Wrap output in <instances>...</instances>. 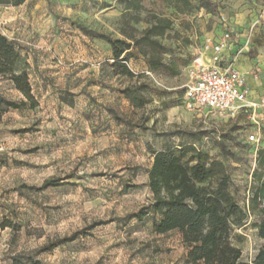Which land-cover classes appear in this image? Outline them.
Wrapping results in <instances>:
<instances>
[{
  "label": "rangeland",
  "instance_id": "374dc122",
  "mask_svg": "<svg viewBox=\"0 0 264 264\" xmlns=\"http://www.w3.org/2000/svg\"><path fill=\"white\" fill-rule=\"evenodd\" d=\"M123 1L28 0L21 7L0 6V32L27 58L38 104L9 110L0 123V264H11L14 255L42 264H187L177 232L156 235L152 212L143 221L135 218L151 203L152 151L165 146L192 143L222 161L235 200L248 210L251 174L264 141L247 142L253 129L244 115L188 111L182 93L218 33L246 29L256 20L264 31V0H210L207 9L201 0H190L194 9L179 15L161 0ZM159 15L172 21L162 39L168 50L164 62L175 60L178 73L152 72L140 55L132 58L127 66L149 87L139 92L147 103L137 109L120 94L135 82L112 74L110 47L95 35L139 37ZM0 94L24 100L6 81H0ZM189 133L202 136L192 141ZM49 179L59 186L34 189ZM258 220L250 215L237 230L244 261L262 245L252 227ZM79 231L88 234L43 250Z\"/></svg>",
  "mask_w": 264,
  "mask_h": 264
},
{
  "label": "trees",
  "instance_id": "16d2710c",
  "mask_svg": "<svg viewBox=\"0 0 264 264\" xmlns=\"http://www.w3.org/2000/svg\"><path fill=\"white\" fill-rule=\"evenodd\" d=\"M25 0H0V6H20ZM123 3V0H117ZM173 9L175 15L194 9L190 0H161ZM202 7H211L210 0H201ZM130 8V7H128ZM172 28V21L163 15L154 16L139 37L123 33V39L96 34L95 38L107 43L113 62L112 74L134 81L133 87L120 90L134 108H142L147 100L139 92L148 87L140 82L141 75L132 72L127 63L140 55L152 72L164 70L168 75L178 73L175 60L164 62L167 48L162 39ZM185 64V63H184ZM30 66L20 48L0 32V81L10 83L13 90L23 96L19 102L0 94V123L9 110H22L38 106L29 81ZM201 133H189L192 141H199ZM153 162L148 171L147 186L151 194L148 207L135 215L143 221L150 212L156 217L153 230L156 235L177 232L186 249L187 264H264V149L257 152L256 168L249 187L248 210L243 209L232 193V179L225 164L199 151L194 144H179L152 151ZM59 186L58 180L43 182L37 191ZM128 190L125 186L123 192ZM250 215L258 218L252 227L262 245L251 261H244L238 244L243 237L237 233L247 225ZM99 225L94 224L89 229ZM88 229V230H89ZM86 231L74 232L44 247L49 251L59 245L75 241ZM11 264H42L25 255L10 257Z\"/></svg>",
  "mask_w": 264,
  "mask_h": 264
},
{
  "label": "built area",
  "instance_id": "2783aa9c",
  "mask_svg": "<svg viewBox=\"0 0 264 264\" xmlns=\"http://www.w3.org/2000/svg\"><path fill=\"white\" fill-rule=\"evenodd\" d=\"M232 49L229 28L211 41L209 56L194 69L184 87L183 103L188 111L200 115L204 111L233 119L244 115L253 129L247 142L258 145L264 141V97H253L245 82L246 75L233 67L241 50L232 54Z\"/></svg>",
  "mask_w": 264,
  "mask_h": 264
},
{
  "label": "crops",
  "instance_id": "0c3cea01",
  "mask_svg": "<svg viewBox=\"0 0 264 264\" xmlns=\"http://www.w3.org/2000/svg\"><path fill=\"white\" fill-rule=\"evenodd\" d=\"M28 0H25V4ZM21 7V5L19 6ZM4 9H6L4 7ZM264 21V8L262 12ZM251 22L246 29L230 27L233 35L232 54L241 50L233 67L245 74V82L254 98L264 97V31L260 30L258 21ZM220 35L218 33L216 37ZM9 39V38H8ZM209 56V54H208Z\"/></svg>",
  "mask_w": 264,
  "mask_h": 264
}]
</instances>
